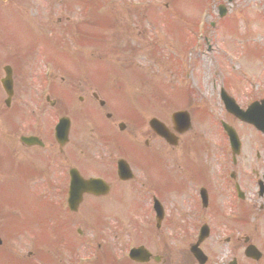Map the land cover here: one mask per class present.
<instances>
[{
	"label": "rangeland",
	"instance_id": "rangeland-1",
	"mask_svg": "<svg viewBox=\"0 0 264 264\" xmlns=\"http://www.w3.org/2000/svg\"><path fill=\"white\" fill-rule=\"evenodd\" d=\"M219 4H224L228 10L222 18ZM107 21L109 27L104 23ZM81 28L89 30V35L99 36L94 40L92 37L84 40L83 36L87 33L81 31L79 34ZM27 50L33 51L26 54L25 63L15 66L19 74L31 73L33 59L37 60V71L44 73L49 61L55 65V78L66 75L63 80L53 81L51 89H54V95L58 97L56 90H63L66 101L68 90L65 89L71 88L74 94L73 104L68 100L65 106L75 112V107L82 103L75 99L79 94L89 96L91 90H99L102 98L109 100L112 110L118 115L115 122L125 121L124 117L119 116H126L129 117V120L126 119L128 126L129 123L132 126V117L136 121L144 116L139 120L140 132L136 131L130 136L142 144L147 137V145L153 143L151 147H157L162 152L160 144L150 140L149 120L157 117L170 123L173 112L187 109L193 123L192 131L187 134L193 140L194 151L196 145L200 158L209 152L217 171L221 164L226 167L230 163L231 154L220 125L222 120L232 122L220 100L221 89L225 87L231 91L243 106L250 99L264 98V0L0 1V58L13 56L21 61L22 53ZM14 59H7V64L15 62ZM24 79L25 76V84L31 82L29 75ZM21 89V95L24 93L28 97L24 92L25 87ZM0 96L4 99L5 95ZM9 112L7 126L8 121H16L17 112L14 115ZM79 112L95 121H89L86 126L88 141L97 146L93 152H89L90 155L97 152L95 159L90 160L97 166L93 170L112 169L111 162L107 160L109 154L103 156L101 152L103 149L99 143H103L104 139L100 135L93 138L90 132V128H95L96 124L101 130L110 132V125L105 119L102 120L94 107L79 109L77 118ZM233 122L242 134L241 157L247 161L243 167L240 158L238 174L247 176L245 192L248 198L253 199L257 187L253 182L255 175L250 174V165L256 159H264V136L252 129L246 130L245 125L236 120ZM135 124L138 125L137 122ZM81 125L82 118L79 117L74 131H79ZM132 138L122 136L119 139L123 150L130 155L129 162L137 170L138 178L146 176V168L149 185L161 191L160 156L153 155V150L139 149ZM4 146L0 142V238L3 242L0 246V264H45L43 258L52 256L36 246L37 242H41L37 238L45 234L44 227L39 223L42 224L48 217L47 213L50 216L49 212L56 210L49 207L51 209L47 211L48 206L32 199L27 186V170L22 176L18 175L16 168L8 163ZM258 152L262 155L260 158L257 157ZM146 162L147 165H144ZM253 166L258 173H264V162ZM87 169L91 171V165ZM259 178L256 176L255 181ZM218 183L216 178L213 189L219 188L214 187ZM115 189L118 191L119 185H115ZM123 190L122 197L112 194L106 199H88L85 207L73 215L62 208L55 216L57 220L49 217L55 219L50 221L53 226L66 222L67 236L70 238L66 242L73 239L75 242L71 246L63 242L53 254L51 240L49 245L44 243L41 246L50 250L55 264H95L90 260L95 256L102 257L107 252H110L112 260L102 264H131L126 260L127 251L130 246L140 243L155 253H162L161 262L149 264H198L190 251L199 228L195 225L197 214L202 211L195 203L183 207L181 213L185 214V220L166 222L156 232L154 223L147 219L145 231L140 219L146 218L139 213L138 201L134 196V193L139 196L138 191L129 184ZM146 190V186L141 188V192ZM216 193L234 205L231 190ZM259 201L264 202V197ZM167 206L175 216L177 209H172L174 206L170 203ZM188 208H196L197 211L189 215ZM204 213L206 220H210V214ZM119 214L124 217H119ZM252 215L256 216L255 223L252 219L246 223L239 219L228 222L212 218L209 221L212 231L202 244L209 258L205 264H230L234 257L238 259L237 264H264V212L260 213L256 204L249 218ZM241 216L242 213L239 214ZM36 224L40 229L34 232L32 227ZM78 228L86 235L84 238L74 236ZM145 233L148 234L147 238L143 236ZM50 236L51 231L47 237ZM245 241L255 244L263 252L260 261L244 255ZM98 243L104 245L105 250ZM28 252H32L31 255Z\"/></svg>",
	"mask_w": 264,
	"mask_h": 264
},
{
	"label": "flooded vegetation",
	"instance_id": "flooded-vegetation-1",
	"mask_svg": "<svg viewBox=\"0 0 264 264\" xmlns=\"http://www.w3.org/2000/svg\"><path fill=\"white\" fill-rule=\"evenodd\" d=\"M12 68L11 84L10 82L8 83L10 88L13 87L11 98L7 96V91L5 90L4 81L7 80V75L0 74V88L2 94H5L4 99L0 98V106L4 105L6 109L15 108V112H17L16 121L14 123L10 122V127L5 130L2 137V139L4 138L3 142L6 149L13 152L8 163L12 168H16L19 176H22L25 173L24 170H27L25 174L28 187L34 185L38 191L47 192L51 199L60 204L63 201L69 203L72 183L77 182L79 177L85 179L98 177L106 180L109 184V192L106 195L83 194L82 202L79 205L80 209L83 206L85 207L87 200L91 198H103L116 193L118 197H122L121 192L115 190L116 183L121 182L133 185L136 188V192L138 191L139 193V196L134 193L138 201L136 203L137 206L141 207L142 205L150 208L153 197L157 198L163 208V223V221H167L169 218L185 220V214L181 213L185 204L192 205L195 203L197 208L214 210L215 208L213 207L217 201V195L213 189V184H215L216 176L220 180V186L222 187L219 191L222 192L229 189L232 193L235 192V197L238 195L237 190L240 187L241 181H246L240 177L241 174H237L235 171L232 173L231 171L233 170H229L230 167H237L238 169L241 166V161L237 159L238 156L233 158L231 155L230 163L226 167L221 164L219 172L215 175L214 162L209 152L204 153L202 158L193 152V140L187 134L192 129L185 131V124L184 122L181 123V121L178 123V129L174 125L171 127L168 125L167 128L171 138L174 140V144L170 145V150L177 149L178 153L175 155L173 153L162 154L160 175L163 188L161 191H157L154 187L150 189L147 187L148 190L146 192H141V188L146 186V181L138 178V174L134 173L133 163L128 160V156L130 155L124 150L120 151L123 149V145H121L119 140L111 146L106 144L108 147L103 143H99L102 145L103 151H107L104 155L109 154L107 160L113 166L112 172L105 170V172L100 171L101 174L98 172L88 173V160H94V158L89 157V152H93L97 146L88 141L86 134L87 116L83 115L82 112H79V117L82 118V125L80 126V130L74 133V125L77 124L79 117H76L78 112L74 117L71 108L65 106L66 102L71 100L69 91L66 92L68 97L66 101L63 99V94H59V98H57L52 89L46 91L43 95L42 91L47 86L44 73L37 71L38 68H33V71L28 73L31 82L25 84L23 76L21 77L16 72L15 67L12 66ZM50 76L52 75L50 74ZM21 87H23V90L25 87L24 92L28 97H25L24 93L23 96L21 95ZM77 98L81 102H85L86 100V96L81 94ZM90 100L93 103H98L100 109L104 112L106 103H101V98L96 91L93 90L91 92ZM105 116L109 121H112L113 114L111 112H106ZM1 118L3 119V115L0 112V122ZM66 118L69 119L68 137L64 141H61L57 137L56 125L61 119ZM121 123L125 126L122 130L119 129ZM116 126L121 133L127 130L124 122H112V129H110L112 135H115L117 132ZM91 130L92 132L94 131L93 128ZM156 135V133H153L150 140L159 142L161 148L169 146L164 138ZM92 137L97 138V135ZM134 143L136 144V142ZM137 143L139 144V149L141 146L147 149V137L143 144L141 141H137ZM113 151H116V153L114 154ZM95 153L97 152H94L93 155ZM121 161H125L129 168L133 170V175L129 174L130 177L128 179H122L119 176V163ZM0 182H2L1 178ZM136 184H139L138 187ZM150 191H154V193L149 197ZM167 203L174 206L172 209H177L175 216L172 210L168 211ZM207 214H210V219H215V211L207 212ZM204 215L207 218L205 213ZM205 217H202V219Z\"/></svg>",
	"mask_w": 264,
	"mask_h": 264
},
{
	"label": "water",
	"instance_id": "water-1",
	"mask_svg": "<svg viewBox=\"0 0 264 264\" xmlns=\"http://www.w3.org/2000/svg\"><path fill=\"white\" fill-rule=\"evenodd\" d=\"M93 186H90V189L92 188ZM253 252H255L254 250H252Z\"/></svg>",
	"mask_w": 264,
	"mask_h": 264
}]
</instances>
